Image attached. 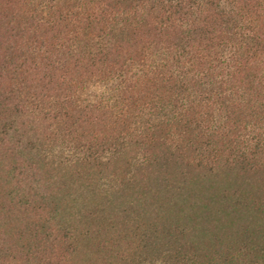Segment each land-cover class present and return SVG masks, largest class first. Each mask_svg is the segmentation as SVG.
I'll return each instance as SVG.
<instances>
[{"label":"trees","instance_id":"16d2710c","mask_svg":"<svg viewBox=\"0 0 264 264\" xmlns=\"http://www.w3.org/2000/svg\"><path fill=\"white\" fill-rule=\"evenodd\" d=\"M0 264H264V0H0Z\"/></svg>","mask_w":264,"mask_h":264},{"label":"rangeland","instance_id":"374dc122","mask_svg":"<svg viewBox=\"0 0 264 264\" xmlns=\"http://www.w3.org/2000/svg\"><path fill=\"white\" fill-rule=\"evenodd\" d=\"M107 90L104 88V86H96L94 88H92L89 92H88V96L89 98H95L98 99L99 97H103V96H107Z\"/></svg>","mask_w":264,"mask_h":264}]
</instances>
